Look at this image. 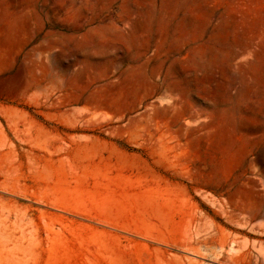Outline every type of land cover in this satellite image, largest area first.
I'll list each match as a JSON object with an SVG mask.
<instances>
[{
  "label": "rangeland",
  "instance_id": "1",
  "mask_svg": "<svg viewBox=\"0 0 264 264\" xmlns=\"http://www.w3.org/2000/svg\"><path fill=\"white\" fill-rule=\"evenodd\" d=\"M46 1L0 0V264H264V0Z\"/></svg>",
  "mask_w": 264,
  "mask_h": 264
},
{
  "label": "bare ground",
  "instance_id": "2",
  "mask_svg": "<svg viewBox=\"0 0 264 264\" xmlns=\"http://www.w3.org/2000/svg\"><path fill=\"white\" fill-rule=\"evenodd\" d=\"M21 1V0H20ZM50 1L51 0H47L45 3H44V5H43V8H45V9H47V7L49 6V4H50ZM63 6V5H62ZM15 7V6H14ZM47 12V11H46ZM48 14H49V11L47 12V14H46V17L47 18H49L48 17ZM70 18V17H69ZM78 26H76V28H77ZM22 71V70H21ZM24 74V73H23ZM21 76V75H20ZM23 77V76H22Z\"/></svg>",
  "mask_w": 264,
  "mask_h": 264
}]
</instances>
